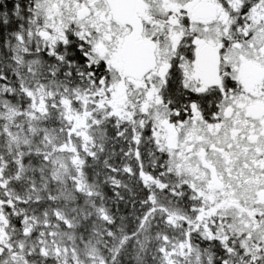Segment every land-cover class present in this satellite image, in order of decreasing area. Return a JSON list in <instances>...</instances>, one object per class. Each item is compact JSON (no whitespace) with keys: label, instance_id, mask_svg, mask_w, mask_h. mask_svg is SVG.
<instances>
[{"label":"snow or ice","instance_id":"obj_1","mask_svg":"<svg viewBox=\"0 0 264 264\" xmlns=\"http://www.w3.org/2000/svg\"><path fill=\"white\" fill-rule=\"evenodd\" d=\"M0 264H264V0H0Z\"/></svg>","mask_w":264,"mask_h":264}]
</instances>
